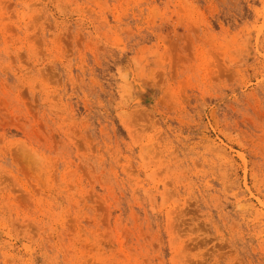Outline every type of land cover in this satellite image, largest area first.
Segmentation results:
<instances>
[{"label": "rangeland", "instance_id": "obj_1", "mask_svg": "<svg viewBox=\"0 0 264 264\" xmlns=\"http://www.w3.org/2000/svg\"><path fill=\"white\" fill-rule=\"evenodd\" d=\"M0 264H264V0H0Z\"/></svg>", "mask_w": 264, "mask_h": 264}]
</instances>
